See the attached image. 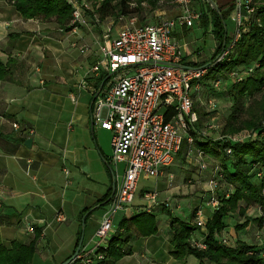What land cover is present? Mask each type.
<instances>
[{"label": "crops", "instance_id": "obj_1", "mask_svg": "<svg viewBox=\"0 0 264 264\" xmlns=\"http://www.w3.org/2000/svg\"><path fill=\"white\" fill-rule=\"evenodd\" d=\"M168 1L154 10L152 21L143 20L138 15L140 22L155 24L167 17L178 19L180 7L172 0ZM214 1L224 10L235 3V0ZM255 2L260 6L264 0ZM192 6L198 12L209 11L202 0L193 1ZM177 24L183 26L181 22ZM199 25L205 29L201 22ZM209 28L211 33H207ZM208 29H205V34L216 45L209 57L205 54V60L213 56L218 45L212 25ZM75 43L88 44L92 51L83 54L73 47ZM0 49L4 63L14 61L13 81H0V218L6 222L0 227L2 242L8 249L14 241L29 243L34 237L29 228L40 229L42 235L34 259L39 255L42 262L51 258L55 264H62L75 252L83 225L81 213L107 206L104 203L99 205V202L112 190L115 180L117 185L120 176L116 172L119 164L115 171L112 169L115 166L111 163L112 135L93 124V96L89 90L80 87L86 70L96 60L94 36L83 31L72 33L61 29L55 22L26 20L12 3L0 0ZM190 56L186 58L191 62ZM15 124H19V129L14 127ZM27 139H33L31 147L25 145ZM181 151L163 174L150 178L154 179L158 189L144 187L139 194L137 191L141 203L134 205L133 212L129 214H118L116 235L121 233L119 226L123 220L130 221L144 213L154 217L157 227V216L167 209L165 202H173L180 208L178 202L188 197L193 200L192 214L187 220L178 219L195 222L199 218L205 223L212 219L211 200L219 191H214L211 183L215 180L214 166H221L220 159L203 151V177L201 182L193 183L190 185L192 189H188L184 183L186 175H192L196 166L192 161L186 162L191 165L189 170L188 165H179ZM120 164L125 170V164ZM175 178L181 180L176 182ZM150 179L142 176L140 181ZM148 192H157V200H161L150 211L143 210L145 205L142 204H150L146 198ZM59 213L65 219L62 222L58 221ZM261 216L258 207H250L242 219H232L235 223L237 220L236 224H242L246 217L254 219ZM89 218H93V213L86 220L85 238ZM98 224L99 221L92 229V236L87 241L84 238L82 249L92 248ZM129 226L130 231L124 238L129 240L132 255L125 256L116 264H186L191 258L176 260L171 255L170 221L163 238L159 237L161 231L142 236L134 223H129ZM248 228L252 232L264 229L253 223ZM204 230L196 237L204 240ZM225 230L223 235H232L237 242L243 239L240 234L248 229L239 233L229 222ZM135 240L144 241V246L137 248L133 244ZM248 244L264 249L262 240H252V244ZM61 254H68V257Z\"/></svg>", "mask_w": 264, "mask_h": 264}, {"label": "built area", "instance_id": "obj_2", "mask_svg": "<svg viewBox=\"0 0 264 264\" xmlns=\"http://www.w3.org/2000/svg\"><path fill=\"white\" fill-rule=\"evenodd\" d=\"M67 1L73 9L68 31L77 33L88 26L100 28V34L94 38L96 60L86 70L80 87L93 96V124L112 135L111 163L115 166L125 164L123 177L117 179L116 190L99 221L96 245L90 250L81 249L70 264H105L107 253L103 250L109 247L115 233L116 216L133 212L140 178H157L164 169L171 167L182 149L188 123L198 120L194 95L202 90L208 69L197 65L199 51L192 56L191 62L187 60L183 53L187 44H182L174 31L178 22L192 27L200 20V13L194 10L192 0H172L182 12L178 19L163 18L158 23L145 24L140 22L138 15L131 14L109 19L104 25L89 0ZM136 1H130L131 8L135 9ZM164 2L158 0V5ZM255 12V0H235L231 16L236 23V33L231 47L218 62L226 60L234 43L247 31L249 16ZM87 19L93 24L88 25ZM73 47L83 54L92 51L88 44L75 43ZM231 74L233 80H242L236 71ZM221 83L215 80L213 84L218 88ZM170 109L175 114L167 120ZM14 127L19 129L20 126L15 124ZM211 185L213 190L217 187L215 181ZM157 197V192L146 193L150 204L143 210L150 211L157 204ZM211 206L217 209L219 200L213 198ZM64 220L59 213L58 221ZM196 224L205 229L199 218ZM29 232L34 233V229L29 228ZM192 243L206 248L203 239L192 238Z\"/></svg>", "mask_w": 264, "mask_h": 264}, {"label": "trees", "instance_id": "obj_3", "mask_svg": "<svg viewBox=\"0 0 264 264\" xmlns=\"http://www.w3.org/2000/svg\"><path fill=\"white\" fill-rule=\"evenodd\" d=\"M6 1L12 3L26 20L38 19L45 22H55L61 29L69 30L73 9L67 0ZM89 1L101 3L97 12L102 20L135 13L130 6L131 0H120L116 5L113 4V0ZM202 1L208 6L209 14L200 12V19L206 30L212 25V33L218 44L213 58L202 66H206L208 69L204 79L222 81L221 77H223L226 80L228 73L237 72L240 69H250L256 63L258 64V67L249 76L242 78L241 81L233 80V85L229 90L233 104L222 135L227 138L245 130H252L253 132L259 131L260 137L242 142L227 140L225 143L214 141L197 143L198 147L205 153L221 160L222 175L225 180L223 184L227 187L233 186V192L229 194V197L219 196V207L205 226L204 244L206 248L204 249L198 248L192 243L195 232L201 231L196 222H185L178 218H171V255L176 260H185L187 257L193 256L200 261V264H204V262L210 264H264V249H259L258 246L249 245L240 240L236 242L235 247L225 246L219 239H216V235L228 227L225 220L230 214L238 211L244 217L247 210L253 206L261 210L262 216L254 219L246 217L244 223H238L235 226V230L237 232L242 231L250 223L258 225L259 228L264 227V136H262L264 134V106L261 105L262 108L255 112L250 107L253 104L247 107L244 105L247 96L255 98L257 94L264 91V3L260 6L256 4V12L248 18L247 31L243 32L240 39L234 43L226 60L216 63L217 58L231 47L234 40V37L230 39L227 36L226 24L234 6L232 5L226 10L218 7V10H215L205 0ZM156 2L157 0L151 1L152 4ZM225 40L226 46H224ZM13 64V60H9L7 63L2 61L0 49V81H13L11 72ZM205 80L202 81L203 87ZM196 95H194V99ZM245 113H250L251 118L242 119ZM174 114V110L170 109L166 115L167 120H170ZM192 136L195 135L192 134ZM184 143L186 140L183 141ZM213 145H216V149L212 147ZM228 150L231 153H228ZM112 193V190L109 191L106 197L99 202V205L107 204ZM240 202H245L246 207L240 208ZM95 209L84 210L80 217L82 222L86 224L87 218ZM195 214H193V218H195ZM5 223L3 218H0V227ZM129 223H134L142 236H151L158 232L156 221L149 214L144 213L133 217L130 221L123 220L119 226L121 233L116 235L115 232L110 239L109 247L103 250L107 253L105 264H116L125 256L132 255V248L128 245L129 240L124 238L130 231ZM82 234L83 230L79 235L76 249ZM41 235L42 231L36 228L34 229V237L29 243L22 244L14 241L9 249L4 246L0 235V264H31ZM73 255L67 260H71Z\"/></svg>", "mask_w": 264, "mask_h": 264}, {"label": "rangeland", "instance_id": "obj_4", "mask_svg": "<svg viewBox=\"0 0 264 264\" xmlns=\"http://www.w3.org/2000/svg\"><path fill=\"white\" fill-rule=\"evenodd\" d=\"M151 1L152 0H137L135 2L136 7L134 9V12H135L134 14L139 15L140 18L143 20L152 21L154 10H156L158 7L164 6V4L166 2H169L168 0H165L164 4L162 6H159L158 0L154 4H152ZM119 2H120V0H113L114 5L118 4ZM170 2H171V0H170ZM90 3L92 4V6L95 9H98L100 4H101L100 2H94V1H92ZM173 8L174 7H172V9ZM174 9H176V8H174ZM208 10H209V8H208ZM176 13H177V10L174 14L176 15ZM181 14H182V12H181ZM232 16H233V14H232ZM232 16L229 17L227 22H226L227 30H228L227 36L230 39H232L236 33V23L233 21ZM114 18H116V17L113 16V17L104 19V25H107V22L109 19H114ZM167 18L176 19L174 17H167ZM87 20L89 21L88 25L93 24V21L91 19H87ZM199 22L202 23V20L200 19L199 21H195L194 25L192 27L186 26L187 28L183 27L185 25L182 26L181 24H177L174 33L176 32L175 37L179 41H181L182 44H184V43L187 44V48H186L187 49V52H186L187 58L191 54H192V56L197 55L196 54L197 51L200 52V55H199L200 60H199V64H197V65L203 66L204 63L209 62L213 58V56H212L211 58H208V60H205V54L209 57L211 55L213 49L215 48L216 44L211 37H207V35L205 34V29L201 28V26L199 25ZM90 28H91V26L82 27L80 31H83L87 35H89V34L93 35L94 38L97 37V35L100 34V32H101V31H99L100 30L99 27H97V29L96 28L90 29ZM208 32L211 33V28L208 29L207 33ZM226 51H224V53ZM183 53H185L184 50H183ZM192 56H190V57H192ZM221 56H222V54L217 58L216 63L219 61V58ZM196 58H197V56H196ZM193 61H196V60L193 59ZM256 67H258L257 63L255 65H253L250 69H240L237 72H239L241 78H245L246 76H249L250 74H252L255 71ZM203 68H207V67L204 66ZM231 73L232 72L228 73L227 79L224 77L226 80H224L223 77H221L222 83L220 84V86L218 88L214 87V84H213L214 81H212L211 79H206V80L204 79L205 80L203 83V84H205L204 87L195 96L194 110L196 112L198 120L194 123H192V122L188 123V130H187V133L184 135L185 136L184 140H186V143H184L183 147H182L181 159L179 161L177 160L178 164L181 166L188 165L186 163L187 161H192V164H194L196 166L193 169L194 173H192L190 171V173H192V175H186L187 179H185L184 183H186L188 189H192L190 185H192L193 183L196 184L197 182H201L200 178L203 177V158L205 156H204L203 150H201L198 147L197 143H203V142L209 143L211 141L225 143L227 140H230V138L232 140L238 139L239 140L238 142H242V141H247L250 139L255 140V139H258L260 137L259 131L253 132L252 130L242 131V132L234 135L233 137H227L226 138V137H223V135H222L224 127L226 125L227 118H228L229 114L231 113V107L233 104V100L229 96V90L231 89V86L233 85V77H232ZM258 101H260V102H258ZM210 102L214 103V106H212L210 104ZM253 102H256V103H253ZM250 104H253L252 106H250L252 108V110L255 112H258V109L262 108L261 105L264 106V91H262V93H260V94H257L255 96V98H250L249 96H247L244 100V105L247 107ZM250 118H251L250 113H245L242 116V119H244V120L250 119ZM192 134H194L195 136H192ZM262 136H264V134H262ZM212 147L216 149V145H213ZM219 162L221 163V160ZM188 166L189 167L187 168V170H189V168H191L190 164ZM115 167L116 166H112V169L114 171L116 170ZM214 167H215L214 168V170H215V173H214V176H215L214 179L215 180L214 181L217 182V188H215L214 191L216 189H217V191H219L218 195H215L214 198L219 200L220 195L227 196V194L233 192V186L227 187L225 184H223L225 182V180H224V177L222 175L221 166L215 165ZM116 172L117 173L119 172L120 176L118 179H121L123 177V173H124L122 164H119ZM153 180L154 179H150V181L141 180L139 182V185H138V194L141 192V190L144 187L145 188L147 187L150 189H156V188L158 189L157 184ZM179 180H181V179L175 178L176 182H178ZM194 180H196V181H194ZM138 194H137V198L134 202V205L141 203V199L138 196ZM227 197H229V195ZM160 201L161 200H159V199L157 200V202H160ZM178 203L180 205V208H177L173 202H170L168 204L165 202L164 204L166 205L167 209H163L164 211L162 210L160 215L157 216V224L159 225V228H158V225H157V228H158V231H161V234L159 235L160 238H163L164 234L165 235L167 234V228L169 225V221L171 222V218H182L183 220H187L188 217L192 214L193 200L191 197H188L184 201H181ZM142 204L146 206V204H144V202ZM205 205H207V204H205ZM201 206H203V205H201ZM239 207L245 208L246 203L240 202ZM253 207H255V206H253ZM105 209H106V206L101 208V209L95 210L93 212V218H89L90 222H89V225L87 227L86 238H85V234H84V238L86 239V241L90 238V236H92V233H93L92 229H95L97 221H100V219L102 218V215L104 214ZM212 210L215 212L216 209L212 208ZM117 216H116V218H117ZM234 217L238 220H239V218H241V219L243 218V216H241L237 211L235 213L230 214L226 218L225 222L226 223L230 222L231 227L234 226V228H235V226L237 225L236 224L237 220L235 223V221L232 219ZM207 222L206 223L204 222L205 226H206ZM241 222L244 223L245 221L243 220ZM228 223H227V225H228ZM250 224H252V223H250ZM248 227H247L248 230L246 233H244L242 235L240 234V236L243 238L240 241H243L245 243L248 242L250 244H252V240L257 241V242H260V240H262V242H264V229H261L260 231H257L258 230L257 229L255 232H252L251 229ZM114 229H117V223L116 222L114 225ZM245 229H243L242 231H245ZM82 230H83V225H82ZM202 231H203L202 229H201V231H196L192 238H194L195 240L198 241L199 238H197L196 235L197 234L200 235V233ZM205 231H206V228H205L204 232ZM225 231L226 230H224L220 234H217L216 239H219V241L225 246L235 247L236 246L235 238L232 235H228L227 233L224 236L223 234L225 233ZM242 231H239V233ZM159 237H157V238L159 240H161ZM93 241H94V244H93L92 248L96 245V242H97V239L95 236H94ZM133 244L137 248H139V247H143L145 243H144V241H141V240L140 241L135 240ZM61 255H64L63 257H68L67 256L68 254H61ZM38 256L39 255H37L35 257V259L33 260V262L31 264H55L54 260L51 258L47 262H44V261L42 262ZM263 256H264V254H263ZM56 259L59 260V257H56ZM186 264H200V261L198 259L194 258L193 256H191V258L188 259ZM204 264H210V263L204 262Z\"/></svg>", "mask_w": 264, "mask_h": 264}, {"label": "water", "instance_id": "obj_5", "mask_svg": "<svg viewBox=\"0 0 264 264\" xmlns=\"http://www.w3.org/2000/svg\"><path fill=\"white\" fill-rule=\"evenodd\" d=\"M208 4L213 7V9L215 10H218V6L217 4L215 3L214 0H207ZM224 46H226V40H225V43H224ZM181 67H184V66H181ZM184 68H187V67H184ZM33 143V139H27L25 141V145L28 146V147H31ZM112 190H113V193L112 195L114 194L115 190H116V180L114 181L113 185H112ZM85 232V223L83 222V234L81 236V239H80V242L78 244V247L76 249V252L75 254L73 255L72 259L71 260H66L64 263L62 264H70L77 256L78 254L80 253L81 249H82V246H83V241H84V233Z\"/></svg>", "mask_w": 264, "mask_h": 264}]
</instances>
